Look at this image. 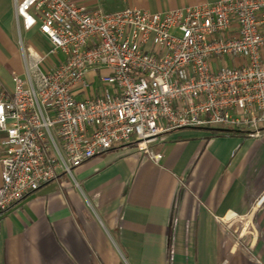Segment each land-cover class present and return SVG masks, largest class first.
<instances>
[{
	"label": "built area",
	"instance_id": "1",
	"mask_svg": "<svg viewBox=\"0 0 264 264\" xmlns=\"http://www.w3.org/2000/svg\"><path fill=\"white\" fill-rule=\"evenodd\" d=\"M13 5L47 47L20 37L22 74L11 89L0 80V212L114 145L135 141L157 160L148 143L172 129L264 127V0L107 13L81 0ZM77 88L99 91L77 99ZM263 201L217 218L247 249Z\"/></svg>",
	"mask_w": 264,
	"mask_h": 264
},
{
	"label": "crops",
	"instance_id": "2",
	"mask_svg": "<svg viewBox=\"0 0 264 264\" xmlns=\"http://www.w3.org/2000/svg\"><path fill=\"white\" fill-rule=\"evenodd\" d=\"M81 1L107 13L125 7L156 12L215 0ZM14 14L13 0H0V80L8 89L12 72L22 74L19 38L47 47L37 26L24 28L25 40L19 23L15 44L8 36ZM98 91L77 88L75 97ZM148 147L161 157L151 158L135 141L114 145L1 211L0 264H261L264 201L254 217L252 249L239 244L217 218L247 212L264 192V127L257 136L181 127Z\"/></svg>",
	"mask_w": 264,
	"mask_h": 264
},
{
	"label": "rangeland",
	"instance_id": "3",
	"mask_svg": "<svg viewBox=\"0 0 264 264\" xmlns=\"http://www.w3.org/2000/svg\"><path fill=\"white\" fill-rule=\"evenodd\" d=\"M20 25V28H21V34L23 36V38L26 40V38L28 37L27 33L25 32L24 30V25H23V21L22 19H17L15 14L12 16V19H11V28L8 32V36L10 39H12V41L16 44V40L18 38V34H17V25ZM214 128H221V127H218V126H214ZM67 174V173H66Z\"/></svg>",
	"mask_w": 264,
	"mask_h": 264
}]
</instances>
